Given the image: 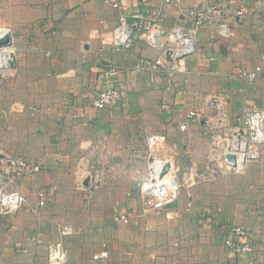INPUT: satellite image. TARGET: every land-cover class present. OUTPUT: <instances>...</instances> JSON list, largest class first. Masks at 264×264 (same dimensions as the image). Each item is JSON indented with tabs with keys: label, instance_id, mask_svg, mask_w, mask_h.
I'll use <instances>...</instances> for the list:
<instances>
[{
	"label": "crops",
	"instance_id": "obj_1",
	"mask_svg": "<svg viewBox=\"0 0 264 264\" xmlns=\"http://www.w3.org/2000/svg\"><path fill=\"white\" fill-rule=\"evenodd\" d=\"M16 3L5 2L19 19L8 26L17 55L0 92V174L14 175L12 160L38 165L40 172L22 173L16 185L31 205L40 190L50 196L37 214L25 208L0 215V264H49L48 247L59 241L68 252L66 264H234L224 244L225 230L234 225L246 227L264 248L260 166L184 193L170 207L173 219L145 213L137 191L148 176L151 135L167 136L157 156L175 158L182 170L194 166L204 172L211 122L188 121L187 113L214 110L233 127L245 110H264V0H208L233 36L202 28L188 72L174 76L133 70L141 57L159 54L142 41L117 50L103 45L102 35L93 36L103 19L109 30L119 24L118 12L102 0ZM192 4L185 0L187 7ZM128 5L138 10L134 1ZM242 7L246 13L239 17ZM161 10L166 30L186 21L173 6ZM110 64L121 70L107 74ZM256 66L262 73L252 85L238 76ZM111 87H119L122 97L103 110L93 107L98 93ZM183 123L185 131L179 128ZM78 170L102 177L93 195L79 185ZM118 214L130 215L131 222L114 223ZM61 225L81 232L62 238ZM104 241L109 259L94 260Z\"/></svg>",
	"mask_w": 264,
	"mask_h": 264
},
{
	"label": "built area",
	"instance_id": "obj_2",
	"mask_svg": "<svg viewBox=\"0 0 264 264\" xmlns=\"http://www.w3.org/2000/svg\"><path fill=\"white\" fill-rule=\"evenodd\" d=\"M102 1L118 12L119 20L118 26L113 30L108 29L106 20L100 21L102 29L96 31L93 36L102 35L103 45L112 46L117 50L129 49L134 41L139 40L146 46L159 50L156 58L141 57L133 68L135 72L163 71L169 76L186 74L188 58L196 53L198 34L202 28L213 26L220 31L223 37L233 36L228 23L221 22L215 14L216 9L208 3V0H193V4L189 7L185 5V0H132L137 4V11L129 9L128 2L131 0ZM155 1L159 2V6L154 5ZM262 4L259 1L258 8ZM166 5L175 7L179 15L186 18L185 23L179 22L170 30H166L163 25L164 14L161 10V7ZM245 13V8L242 7L236 12V15L242 17ZM6 37H9V42L5 45L0 44V92L2 82L16 66L17 48L13 32L9 27L0 26V43ZM119 70L121 69L118 65L110 64L107 74L115 75ZM261 73V66H256L249 72L240 71L238 76L245 78L252 85ZM122 95L123 91L119 87L101 90L93 100V107L103 110L113 106ZM186 118L188 121L203 120L204 114L193 110L187 113ZM236 120L237 123L233 127L226 125L224 130L212 135L208 164L204 172L190 166L183 173L175 158L157 156L155 153L165 147L167 140L165 134L151 135L147 138V144L151 151L149 171L147 178L141 182L137 189L145 213L151 212L157 216L173 219L175 215L170 211V207L184 193L192 189L201 177L207 178L208 175L218 179L230 172L245 173L249 166L260 161L264 150V110L256 107L245 110ZM179 128L181 131H185L187 124H180ZM228 155H233L234 159H228ZM16 166L18 170L13 176L9 171L6 174H0V215L16 214L25 208H29L33 214H37L39 209L48 205L49 192L45 189L40 190L36 194L35 207H32L34 205H31V199L23 195L17 187L16 181L22 173H37L41 171V167L21 160H12L9 169ZM164 169L166 171L162 174ZM81 172L78 170V174ZM91 181L92 179H90L89 186L92 184ZM9 184H13V187L10 188ZM114 221L129 224L131 216L118 214L114 217ZM59 232L61 237L65 238L80 234L81 228L61 225ZM32 240L37 241L35 237ZM224 244L234 257V264H264V262H260L261 259L264 261V248L260 249L256 245L251 233L243 225L227 228ZM109 257L108 242L104 241L102 250L93 258L97 261H104ZM67 258L68 252L63 242L59 241L49 245V264H66Z\"/></svg>",
	"mask_w": 264,
	"mask_h": 264
},
{
	"label": "rangeland",
	"instance_id": "obj_3",
	"mask_svg": "<svg viewBox=\"0 0 264 264\" xmlns=\"http://www.w3.org/2000/svg\"><path fill=\"white\" fill-rule=\"evenodd\" d=\"M5 2L12 3L13 7H14V5H18V3H16L17 0H0V26L8 27L11 22H13V21L16 22L19 19V16L18 15L15 16L14 13H12V9L8 10L5 7ZM39 6H40V4H39ZM43 6L48 8L46 1H45V3H43ZM15 7L19 8V6H15ZM35 7H36V5H35ZM204 115H205L204 118L211 122L210 126H209V131H206V135H205V137L208 139V143H209V150H208L209 151L208 154H209L210 149H211V145H212V142H211L212 138L211 137L213 134L224 130V127L226 126V124H225L226 120L224 118V116H225L224 114L216 112L214 110L212 113H205ZM147 151H148V149H147ZM255 165H256V167L260 166L258 168L259 171L264 170V150L262 152L260 161L257 164L249 166V168L253 167ZM186 169L182 170V172L185 173L187 171ZM236 174L237 175H243L245 173H239V172H232L231 173L230 172L227 175L221 176L218 179H215L214 177L208 176V175H207V178L201 177V179L198 181V183L192 189H190L188 192L192 193L201 186L219 184L221 181L227 180L228 177H230L232 175H236ZM84 175H85L84 171H82L81 174H78V176L80 177L79 185L81 187H84L83 186L84 185L83 180H85L87 177H89L91 179L92 174L90 176H89V174H87V176H84ZM92 177H94V178H92V184L90 186H86L87 187L86 191L89 193V195L90 194L93 195L92 193H95L97 186L102 182V177H100V176L97 177V176H95V174H93ZM82 190L85 191V189H83V188H82ZM93 199H94V196L89 197L88 199L85 200V202L86 203L88 202V204L90 205L91 203H93L92 202ZM113 221H114V218H113ZM114 223H116V222L114 221Z\"/></svg>",
	"mask_w": 264,
	"mask_h": 264
},
{
	"label": "water",
	"instance_id": "obj_4",
	"mask_svg": "<svg viewBox=\"0 0 264 264\" xmlns=\"http://www.w3.org/2000/svg\"><path fill=\"white\" fill-rule=\"evenodd\" d=\"M9 42V37H6V38H4L2 41H1V45H5V44H7ZM228 159H230V160H232V159H234V156L233 155H228ZM165 169L163 170V173L162 174H164L165 173ZM89 184H90V180H86L85 182H84V185L85 186H89Z\"/></svg>",
	"mask_w": 264,
	"mask_h": 264
}]
</instances>
